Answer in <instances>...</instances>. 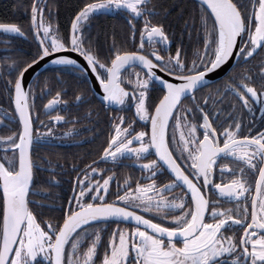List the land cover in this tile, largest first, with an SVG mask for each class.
<instances>
[{"label":"snow or ice","instance_id":"snow-or-ice-1","mask_svg":"<svg viewBox=\"0 0 264 264\" xmlns=\"http://www.w3.org/2000/svg\"><path fill=\"white\" fill-rule=\"evenodd\" d=\"M18 7L27 27L0 21V43L30 39L34 50L0 57L15 114L0 116L18 120L0 136V264H264V0H198L184 25L197 37L191 57L179 44L173 54L169 13L154 0H80L64 30L50 0ZM102 17L123 18L127 39L106 33L102 50L91 36ZM65 72L87 86L75 102L91 93L105 110L134 111L112 115L96 158L73 164L53 222L30 196L52 163L41 148L69 123ZM47 97L46 123L34 109ZM74 134L73 122L63 136ZM125 159L141 176L121 185L104 165Z\"/></svg>","mask_w":264,"mask_h":264},{"label":"flooded vegetation","instance_id":"flooded-vegetation-1","mask_svg":"<svg viewBox=\"0 0 264 264\" xmlns=\"http://www.w3.org/2000/svg\"><path fill=\"white\" fill-rule=\"evenodd\" d=\"M173 5H177L180 3L179 0H173ZM157 11L159 9L157 8ZM177 12L176 8L169 10V15L167 16L171 22V17L173 14ZM194 15L196 13V9L193 11ZM193 15V16H194ZM103 19L107 21L110 20L116 21L118 19L120 21V25L126 24V21L123 18L119 17H102L96 20L93 23L91 34L95 32V27L97 23H101ZM171 24V23H170ZM185 25V24H184ZM170 32L175 33L174 41L175 43L172 45L173 54L175 52V48L177 44L181 45L183 49L187 51L189 57L192 56L193 49L197 46V37L195 31H192V35L189 36L188 31H185V27L179 29V26L170 25ZM191 31V29H190ZM97 32V30H96ZM99 32V31H98ZM8 39L4 34H0V40ZM6 48H15V42L13 39L12 44H4L0 43V57L8 54L5 52ZM26 48V47H25ZM26 50V49H25ZM55 67V66H53ZM48 75H52L51 72ZM64 80L66 83L64 87L66 89L65 99L69 101L68 105L61 106L60 112L62 115L66 116V119L69 121L68 124L58 125L55 129L56 137L52 140L51 145H45L40 150V156L47 157L49 160L52 158L53 153H58L61 160V169L56 171L54 167L50 165H46L48 170L44 172L43 184L41 185V189L39 191V203L44 205L45 212L47 214H53L56 217L47 218L52 219L55 222V218H58L61 215V205H65L67 200H69L72 196V188L74 184V177L76 176V171L73 169V164L83 166L85 163L91 162L92 159L96 158V154L98 153L101 146L104 144L107 134L110 131V118L112 115H120L123 114L127 118L133 117V111H128L126 113H120L115 110H105V107L98 102L97 98L89 97V100L86 102H75L74 94L80 90L81 82L77 79L75 73L65 72L63 73ZM207 92V90H205ZM205 93H200V95H204ZM47 97L43 100L37 98L36 100V108L34 112H39L41 115V119H44L47 123L46 118L43 115L42 104L47 102ZM39 99V100H38ZM211 104V101L209 102ZM217 107H221V105H217ZM227 112L228 104L227 101L222 105ZM13 104L10 99L7 98L3 92H0V113L8 112L13 117L15 114L12 112ZM55 114V113H53ZM3 118V125H0V133L6 131L8 135H11L13 131L18 128V120L9 119L7 117ZM221 119H224V116H221ZM249 117L246 116L245 121L247 122ZM257 126H259L260 118L259 114L255 117ZM73 122L75 123V133L71 137L63 136V132L68 128L73 127ZM6 129V130H5ZM44 129H41L43 131ZM154 158V157H153ZM230 167H235V164L231 161H227ZM104 167H114L117 173V177L121 180V185L123 182V177L125 175H131L134 177H140L141 173L139 171L138 165H134L132 160L125 159L121 161L117 165H113L111 162ZM146 175V173H145ZM55 180H58L60 183L56 184L54 182H49L52 177H55ZM165 182H167V177L164 178ZM227 179V177H226ZM219 182V181H218ZM225 207H231L232 205H224ZM123 226V225H122Z\"/></svg>","mask_w":264,"mask_h":264},{"label":"trees","instance_id":"trees-1","mask_svg":"<svg viewBox=\"0 0 264 264\" xmlns=\"http://www.w3.org/2000/svg\"><path fill=\"white\" fill-rule=\"evenodd\" d=\"M173 0H154V2L158 3L160 7H158L159 11L166 9L168 12L169 10L176 8L177 12L173 14L171 17V22L167 19V24L173 26H179L181 30L184 27L186 21L194 15V9L198 8V3L191 1V0H179L180 3L177 5H173ZM51 3L54 4L53 12H58V20L61 26V29L64 30L67 28L69 20L72 16V13L75 11L77 5L80 3V0H50ZM29 3V0H0V21H7V22H15L19 24H23L27 27V15L25 12L24 7H18V4H23L26 6ZM168 18V17H167ZM171 23V24H170ZM95 32L91 34V36L97 38L98 43L101 45V48L107 47L106 44V33L115 32L117 41L126 40L128 37V26L126 24L120 25V21L116 19V21L110 22L106 19H103L101 23H97L95 27ZM97 30V32H96ZM99 31V32H98ZM16 46V50L22 53H29L34 50V43L28 39L25 40L23 38H13ZM110 42V40H109ZM133 45L131 43L127 44V47L131 48ZM26 47V48H25ZM26 49V50H25ZM86 85L81 84L79 87L80 89L86 88ZM3 89V83L0 82V92ZM88 96L91 97V93H88ZM39 100V99H38ZM86 102V101H85ZM36 103V102H35ZM84 103V102H82ZM36 108V107H35ZM6 130V129H5ZM8 133L3 131L0 133V136H6ZM51 166L55 168L56 171L61 169V160L58 153L51 154ZM45 170H41L36 175V187L35 191L38 195L30 196V199L39 202V191L41 189V185L43 184ZM56 178V176H55ZM42 211L45 214V219L47 218H54L56 217L53 214H47L45 209L43 208Z\"/></svg>","mask_w":264,"mask_h":264},{"label":"water","instance_id":"water-1","mask_svg":"<svg viewBox=\"0 0 264 264\" xmlns=\"http://www.w3.org/2000/svg\"><path fill=\"white\" fill-rule=\"evenodd\" d=\"M191 1H194V2L198 3V0H191ZM72 55H73V56H76L77 54L72 53ZM80 59H81V62H83L82 58H80ZM49 67L51 68V67H53V66L50 65ZM214 79H215V78H214ZM97 91H99V88H98V87H97ZM97 99H98V98H97Z\"/></svg>","mask_w":264,"mask_h":264}]
</instances>
